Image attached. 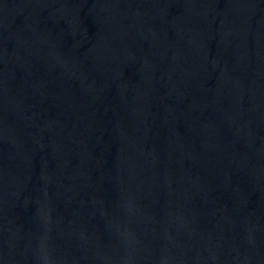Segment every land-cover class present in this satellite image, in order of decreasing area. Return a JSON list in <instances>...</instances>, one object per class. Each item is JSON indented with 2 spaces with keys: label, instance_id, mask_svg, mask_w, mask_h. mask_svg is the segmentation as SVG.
<instances>
[{
  "label": "water",
  "instance_id": "1",
  "mask_svg": "<svg viewBox=\"0 0 264 264\" xmlns=\"http://www.w3.org/2000/svg\"><path fill=\"white\" fill-rule=\"evenodd\" d=\"M0 264H264V0H0Z\"/></svg>",
  "mask_w": 264,
  "mask_h": 264
}]
</instances>
